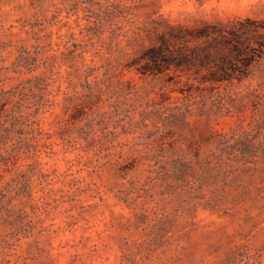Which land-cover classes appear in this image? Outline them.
I'll return each mask as SVG.
<instances>
[{
  "label": "rangeland",
  "instance_id": "1",
  "mask_svg": "<svg viewBox=\"0 0 264 264\" xmlns=\"http://www.w3.org/2000/svg\"><path fill=\"white\" fill-rule=\"evenodd\" d=\"M246 16L264 0H0V264H264L258 73L218 102L129 66Z\"/></svg>",
  "mask_w": 264,
  "mask_h": 264
},
{
  "label": "trees",
  "instance_id": "2",
  "mask_svg": "<svg viewBox=\"0 0 264 264\" xmlns=\"http://www.w3.org/2000/svg\"><path fill=\"white\" fill-rule=\"evenodd\" d=\"M129 66H137L142 75L172 71L169 80L173 83L185 75L177 88L184 97L204 98L207 94L217 96L218 102L231 99L238 94L232 87L255 73L264 82V17L203 21L196 27L167 24Z\"/></svg>",
  "mask_w": 264,
  "mask_h": 264
}]
</instances>
